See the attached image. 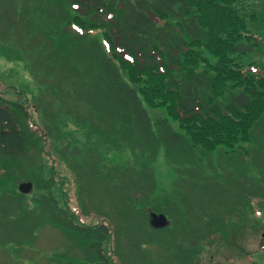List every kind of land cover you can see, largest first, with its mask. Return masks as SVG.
Instances as JSON below:
<instances>
[{"label":"rangeland","instance_id":"1","mask_svg":"<svg viewBox=\"0 0 264 264\" xmlns=\"http://www.w3.org/2000/svg\"><path fill=\"white\" fill-rule=\"evenodd\" d=\"M249 1L263 46L239 58L264 64V0ZM77 14L55 0H0V95L25 104L38 138L24 155L0 150V264H264V119L236 150L202 148L175 163L162 143L141 154L130 128L99 110L85 47L108 48L106 35L82 30ZM141 98L154 120L186 134L167 105Z\"/></svg>","mask_w":264,"mask_h":264},{"label":"trees","instance_id":"2","mask_svg":"<svg viewBox=\"0 0 264 264\" xmlns=\"http://www.w3.org/2000/svg\"><path fill=\"white\" fill-rule=\"evenodd\" d=\"M55 1L78 13L73 21L82 30L104 31L108 48L94 41L85 47L86 53L96 56L93 78L102 100L99 110L130 128L136 136L132 147L141 154L152 156L162 143L175 163L194 161L202 148L236 150L264 119V64H246L239 58L263 46V37L248 26L259 20L249 0ZM24 23L34 27L29 16ZM123 70L131 82L123 77ZM141 95L150 105H167L169 115L180 121L186 134L165 117L154 120ZM96 97L91 102L97 105ZM29 118L25 104L0 95L3 154L24 155L31 143L37 145ZM91 123L101 134L106 130L99 120ZM196 146L198 151L190 152ZM67 226L82 234L98 231L101 240L109 233L106 224Z\"/></svg>","mask_w":264,"mask_h":264},{"label":"flooded vegetation","instance_id":"3","mask_svg":"<svg viewBox=\"0 0 264 264\" xmlns=\"http://www.w3.org/2000/svg\"><path fill=\"white\" fill-rule=\"evenodd\" d=\"M247 255L251 257V260H253L254 257L256 256L255 253H251V252H248ZM248 259H249V257L247 258V260H248Z\"/></svg>","mask_w":264,"mask_h":264}]
</instances>
